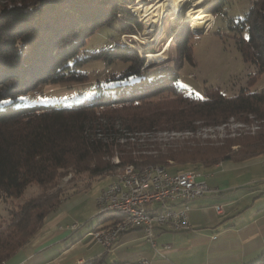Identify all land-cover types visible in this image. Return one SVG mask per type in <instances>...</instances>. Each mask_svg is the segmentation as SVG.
Listing matches in <instances>:
<instances>
[{
	"label": "trees",
	"instance_id": "trees-1",
	"mask_svg": "<svg viewBox=\"0 0 264 264\" xmlns=\"http://www.w3.org/2000/svg\"><path fill=\"white\" fill-rule=\"evenodd\" d=\"M123 1L135 2L11 0L0 8V196L21 198L32 184L41 189L16 208L10 207L7 219H0V264L29 242L63 200L86 190L99 177H113L129 164L138 168L163 165L177 173L264 156V131L217 146L184 140L164 146L150 143L152 148L143 149L119 141L126 133L130 138L143 132L194 133L200 126L226 123L231 117L264 118V88H242L232 97L219 88H206L205 95L199 96L179 85L184 62L195 64L188 26L171 40L179 46L174 59L145 66L138 50L120 39L141 26L130 10L125 12L126 20L119 18ZM222 1L205 13L221 11ZM105 26L117 28L113 44L78 56L86 40ZM229 28L236 32L242 58L263 75L264 0H255L242 17L231 18ZM94 58L124 66L92 84V97L67 105L58 101L38 104L26 96L38 81L85 82L87 74L76 65ZM115 155L118 163L112 162ZM69 174L73 177L60 186ZM92 219L97 220L95 229L106 228L118 223L121 214L108 211ZM85 264H102V259ZM250 264H264V253Z\"/></svg>",
	"mask_w": 264,
	"mask_h": 264
},
{
	"label": "crops",
	"instance_id": "crops-1",
	"mask_svg": "<svg viewBox=\"0 0 264 264\" xmlns=\"http://www.w3.org/2000/svg\"><path fill=\"white\" fill-rule=\"evenodd\" d=\"M206 170L201 179L211 191L189 201L190 227L159 230L157 250L141 228L123 234L111 250L95 242L96 198L112 177L105 186L91 183L63 200L4 264H85L93 258L102 264H143L145 259L149 264H250L264 253V156L222 161ZM165 243L171 247L163 248Z\"/></svg>",
	"mask_w": 264,
	"mask_h": 264
},
{
	"label": "rangeland",
	"instance_id": "rangeland-1",
	"mask_svg": "<svg viewBox=\"0 0 264 264\" xmlns=\"http://www.w3.org/2000/svg\"><path fill=\"white\" fill-rule=\"evenodd\" d=\"M139 1L135 0L134 3L123 1L120 3L118 9L119 18L126 20L125 12L130 10L141 24V26H135L134 24V31H132L134 34H123L120 39L125 44L138 50L140 57H144L146 60L145 66L150 64L161 65L174 59L178 54L179 46L177 42H171V40L179 30H185L188 26L191 33L189 41L192 45L195 64L193 65L188 61L184 62L178 81L179 85L199 96L205 95L206 88H219L228 97L234 96L242 88L247 87L251 90L264 88V74H257L256 66L252 62L245 61L242 58L237 47L236 32L229 28V20L238 16L242 17L255 0H223L221 2L222 10L215 15L213 14L214 18L212 22H209L211 24L206 23L203 18H195L192 15H184L182 13L178 15L174 12L166 11L163 17L162 28L149 32L146 31L148 25L146 19L140 16L139 11L135 10L136 7L134 5ZM214 1L212 0V3L203 9L204 12H207L210 6L219 0ZM10 2L11 0H0V8ZM155 2L156 0H142L143 4ZM189 17L195 20V29L193 19ZM117 34V28L109 26L100 28L86 40L78 56L82 57L84 54L108 48L118 38ZM130 37L133 40H129ZM145 38H152V41L149 43L145 42L143 41ZM169 42H171V45L165 50ZM147 48L152 49L153 53L164 51V55L152 56V52L146 53L148 51ZM123 66L124 64L121 63H106L101 58L87 59L82 64L76 65L78 71L87 74L85 82L54 83L38 81L26 93V96L32 98L38 104L58 101L71 105L74 102L92 97L95 90L90 89V86L97 84L98 81L105 80L111 75V72L119 71ZM238 119L237 117H231L226 123L207 127L200 126L194 133L190 131L143 132L137 133L135 137L131 138L126 133L119 141L136 143L134 146L143 149L152 148L153 145L150 143L156 142L164 146L165 144L175 142L182 144L184 140H198L200 144L208 141L211 145L217 146L227 142V139L264 131V118L244 116V120ZM197 123L204 125L201 121ZM192 142L190 143L192 144ZM238 146V144H235L233 148L237 149ZM112 162L118 163V156L115 155L112 158ZM206 169L208 168L201 167L200 171L208 174ZM72 177L73 174L66 175L59 185H65ZM111 179L112 176H103L95 179L92 183L94 188H100L110 182ZM40 192L41 189L36 184H32L25 189L21 198L5 199L4 196H0V219H7L10 207L15 206L14 208H16L17 204L20 205L25 199L32 195L36 196ZM87 225L90 226V223Z\"/></svg>",
	"mask_w": 264,
	"mask_h": 264
},
{
	"label": "built area",
	"instance_id": "built-area-1",
	"mask_svg": "<svg viewBox=\"0 0 264 264\" xmlns=\"http://www.w3.org/2000/svg\"><path fill=\"white\" fill-rule=\"evenodd\" d=\"M205 175L193 169L172 173L163 165L125 166L97 197L98 213L117 211L121 219L115 225L92 230L91 235L98 244L111 250L123 234L141 228L157 250L155 237L159 230L182 231L190 227L189 201L211 191L201 179ZM175 204L179 207H174ZM221 208L217 206L216 210ZM162 247L167 249L171 245L165 243ZM143 264L149 261L145 259Z\"/></svg>",
	"mask_w": 264,
	"mask_h": 264
},
{
	"label": "bare ground",
	"instance_id": "bare-ground-1",
	"mask_svg": "<svg viewBox=\"0 0 264 264\" xmlns=\"http://www.w3.org/2000/svg\"><path fill=\"white\" fill-rule=\"evenodd\" d=\"M212 3V0H156L155 3L143 4L142 0L134 5L136 11H139L140 16L146 19V31H157L162 28L163 17L166 11L174 12L178 15L187 14L195 18H203L206 23L212 22L214 15L205 13L204 8ZM159 27V28H158ZM152 38H145L143 41L151 42ZM171 42L167 44L165 50ZM164 55V51L153 53L152 56Z\"/></svg>",
	"mask_w": 264,
	"mask_h": 264
},
{
	"label": "water",
	"instance_id": "water-1",
	"mask_svg": "<svg viewBox=\"0 0 264 264\" xmlns=\"http://www.w3.org/2000/svg\"><path fill=\"white\" fill-rule=\"evenodd\" d=\"M149 62H150V61H149ZM149 62H148V63H149Z\"/></svg>",
	"mask_w": 264,
	"mask_h": 264
}]
</instances>
